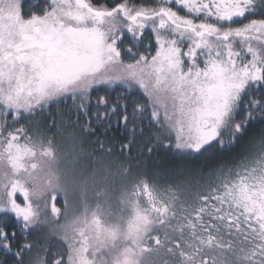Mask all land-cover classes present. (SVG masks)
Here are the masks:
<instances>
[{"label": "snow or ice", "instance_id": "snow-or-ice-1", "mask_svg": "<svg viewBox=\"0 0 264 264\" xmlns=\"http://www.w3.org/2000/svg\"><path fill=\"white\" fill-rule=\"evenodd\" d=\"M0 264H264V0H0Z\"/></svg>", "mask_w": 264, "mask_h": 264}, {"label": "trees", "instance_id": "trees-1", "mask_svg": "<svg viewBox=\"0 0 264 264\" xmlns=\"http://www.w3.org/2000/svg\"><path fill=\"white\" fill-rule=\"evenodd\" d=\"M103 91H104L103 87L97 88V89H95L93 95L95 96L98 94H103ZM59 203H60V198H59Z\"/></svg>", "mask_w": 264, "mask_h": 264}, {"label": "rangeland", "instance_id": "rangeland-1", "mask_svg": "<svg viewBox=\"0 0 264 264\" xmlns=\"http://www.w3.org/2000/svg\"><path fill=\"white\" fill-rule=\"evenodd\" d=\"M59 198H60V203H59ZM56 204L57 206L62 207V199L59 195H57Z\"/></svg>", "mask_w": 264, "mask_h": 264}]
</instances>
